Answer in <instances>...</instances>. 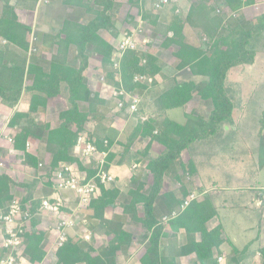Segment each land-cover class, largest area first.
I'll use <instances>...</instances> for the list:
<instances>
[{
  "label": "trees",
  "instance_id": "1",
  "mask_svg": "<svg viewBox=\"0 0 264 264\" xmlns=\"http://www.w3.org/2000/svg\"><path fill=\"white\" fill-rule=\"evenodd\" d=\"M194 1L183 17L173 3L167 25L159 23L158 15L140 14L143 20L149 22L155 34L162 35V49L176 47L172 53L178 60L176 69H187L192 77L200 80L189 78L175 81L158 93L155 100L157 111L148 114L145 120L140 119L145 111L144 106L132 113L137 119L134 127L136 135L148 142L141 150L131 153L129 144L122 145L120 151H113L112 139L101 138L85 129L90 118L97 116V107L106 104V100L97 92H91L87 86L84 74L89 66L87 50L101 57V66L112 88L123 90L128 96L143 97L150 93L157 86L154 78L164 68L156 56V50L147 43L148 48L142 52L127 50L121 53L118 69L112 68L110 59L114 48L99 32L115 31L116 14L118 7H121L117 0H61L64 7L83 9L85 23L63 20L58 32L54 33V50L47 60L30 53L32 25L21 22L17 14L18 11L32 14L39 0H15L13 4L8 0H0V100L10 108L23 95L27 100V111H15L7 124L14 131L10 138L12 146L23 153L22 164L33 170L38 169L39 162L26 152L27 142L35 140L43 143L48 154L46 172L39 177L44 180L41 197L36 189L39 178L17 182L5 173H0V215L7 212L14 199L30 215L21 258L31 264H39L43 260L41 245L45 232L38 228L37 216L41 199L47 198L50 191L53 192L52 174L61 164L68 162L74 163L88 178H93L97 172L94 163L91 168H86L72 154L77 138L82 134L87 136L97 151L107 152L105 171L109 172L112 164L135 166L144 162L147 175L151 176V185L145 191L147 181L131 177L122 191L116 178L108 185L96 179L99 195L91 202L88 228L91 234L98 230L107 243L103 248L94 249L92 244L84 242L79 245L76 238L66 236L62 245L56 249L54 264H117L118 257L131 247L133 238L121 218L114 215L113 211L117 207L127 221L137 223L144 229V247L139 252L138 264H176L175 259L166 250H162L161 240L166 234L169 240L176 239L180 232L185 235L184 250L193 256V264H218L217 260L221 257L219 247L222 244L231 246L234 258L248 253L250 245L242 250L236 249L225 237L220 225L207 227V223L217 215L215 208H204L197 201L198 196L184 209H181V205L192 194L184 178L191 177L195 172L193 158L206 155L205 151L199 153V149L222 131L223 127L233 130V97L225 83L231 69L253 64L256 54L264 51V6L261 14L254 17L250 27L246 28L232 15L218 14L216 9L225 8L228 13H235L252 6L256 0ZM141 2L126 0L125 4L128 10L140 9ZM185 26L198 30V34L205 37L206 41L197 46L188 43L183 37ZM69 47H74L76 51V59L70 63ZM28 52L30 55L26 58ZM26 76L29 80L25 85ZM139 76L149 77L152 82L134 81ZM195 94L209 108L206 117L188 113L184 114L185 121L182 123L162 117L166 111L183 108ZM56 97L64 98L66 104V109L58 115L59 123L56 127H51L49 123H38L31 117V114L43 111L48 100ZM128 105L124 101L123 108L118 111L123 113ZM113 106L116 107L115 104ZM105 140L106 146L103 144ZM152 142L163 147L162 152L155 157L149 154ZM185 151L188 159L184 161L182 155ZM166 177L178 185L176 192L165 189ZM13 189H20L21 192L17 194ZM260 194L264 196V192ZM121 195L124 199L119 202L117 199ZM156 206H159L161 212L158 218L155 214ZM260 209L264 207L260 206ZM62 210L67 212L64 208ZM172 212H176L177 216L166 223L162 222V217H168ZM2 251L7 253L5 248ZM256 253L260 256V264H264V246L258 247ZM234 264L240 263L234 260Z\"/></svg>",
  "mask_w": 264,
  "mask_h": 264
},
{
  "label": "rangeland",
  "instance_id": "2",
  "mask_svg": "<svg viewBox=\"0 0 264 264\" xmlns=\"http://www.w3.org/2000/svg\"><path fill=\"white\" fill-rule=\"evenodd\" d=\"M125 2L126 0H124V4ZM172 3L173 2H170L168 7H171L173 5ZM124 4L121 5L120 10H119L120 7H118L117 11L119 14L118 13L116 14L115 25L117 24V26L119 27V30H120L119 33L121 32V34L123 33V35L125 33L132 34L133 39H135V44L137 46V52H142L145 49H147L148 48L147 44L150 47L153 45L159 46L157 43L163 41V38H159V39L154 38V36L152 35L153 31L152 33H150L152 38H154L153 43L148 42L147 44H145V43L140 42L141 40L139 37H137V35L140 37H143V36L150 37L148 36L149 33L147 34V36H146V33L149 30H152V28L151 26H149L150 24L148 21H144V24H142L141 28L134 26L133 25L134 22L132 21L131 23V19L129 21L128 18L129 17L133 18L132 15H136L135 10H132L130 14L129 10L126 9L127 5L126 4L124 5ZM252 6L253 7L249 9L250 12L248 14L249 16L248 18L250 20L239 21V18H241L242 16L238 17L237 14L232 13V12L229 13V15H232L233 18L237 19V21L241 22V24L244 22L243 24L245 25L243 24L242 25L248 28L251 25V20L254 17H257L259 14H261L263 6H264V0H256L255 4H253ZM168 7H166L165 9H167ZM60 9L63 10L62 13L60 10H55V9L46 10V14L53 18V21H54L53 25L51 24L49 28H44L43 24H41V21H40V23L36 25L37 29L35 27L34 28L35 30H33L32 32L34 40L31 45L32 47L29 50H30V53H35L41 59L43 58H45L46 60L49 59L51 55V51L54 50L52 39L54 38L55 28L57 29L60 28L61 20L64 19L65 16L67 15L63 8H60ZM165 9H163L162 12H164ZM220 10L225 11L226 9L220 8ZM149 13L151 15L152 14L155 15L151 10ZM178 13L180 14L181 17L184 16L183 13L182 14L180 12ZM18 14H19V19H22L23 21L28 22V23H32L31 18L34 13L31 14L29 12L23 13V12L18 11ZM169 17L171 18V12L169 14ZM139 20L143 21V19H139ZM42 29H45V33H47L46 34L47 36L45 37V39H48V40H45V39L41 40L40 35H42ZM100 32L102 33V31ZM106 32L108 33V31H103V34H106ZM196 36H198V40H200L198 41V45H202V43L206 41L205 37H201L199 34H197ZM155 39L158 41L155 42ZM142 46H144L145 49H143ZM172 50H174V48L170 49L171 52L170 51L163 52L162 57L165 60L163 58L162 59L164 60L165 64L160 60V62L165 65L164 66L165 69L162 71V74L160 75L161 77L157 78L159 81L158 83H160L161 86L158 85L150 93L144 94L142 97L143 100L141 101L142 104L140 103L137 107V108H141L142 106H144L145 111H143L142 113L144 117H147L148 114L153 113L154 111H157V108L155 106L156 96H158V93L170 87L174 83V81L183 80L185 78L187 79L193 78L195 81L200 80V78L192 77L189 74L187 69L184 71L181 70L179 72L176 70V65L178 63V60L172 56V53L174 52ZM88 52L90 54V59H91L90 62L88 61V65L90 63L89 73L91 77L95 78L94 80L96 82L91 77L89 78L87 77L86 82L88 81L90 83V81H93L97 83L98 86L96 89L99 91L100 84L103 82L104 85L107 86L110 80L109 78H106V74L103 72V67H101L100 65L101 57L94 54L93 51L91 50ZM30 53L28 52L27 54H25L26 58H29ZM69 55H70L69 61L76 59V51L74 47L70 48ZM76 63L78 64L77 60H76ZM101 71L103 73H101ZM101 76H103L104 80L101 78ZM28 80L29 78L26 76V78L24 79L25 85L28 83ZM88 82H87V86L89 90H91V92H96L97 90L94 89V87H90ZM225 85L233 97L232 98V103H233L232 116L235 119V124L231 126L233 130L230 131L229 129H227V127H223V130L218 132L217 135L213 139H209L208 141H206V144L203 146V148L199 149V153H203L202 151H205L206 155L196 157V161H198L199 159L201 161L200 163L202 164L209 163V162L218 164L214 169L211 168V169L205 170V176H207L205 177V179L208 177L210 179L209 180L210 183H208L207 182L208 180H207L205 183V186H207V184L211 186L212 181H217L219 185L221 186L228 184L231 188L233 186L235 187L238 186L237 187L239 189L238 192L232 189L229 191L222 192L223 199H225V204L231 207L230 208L231 210L228 213L231 214L232 218L230 216L229 222L231 220L238 219L239 220L238 225L246 226V224L249 223V217H250V222L251 224H253L252 226L253 231H254L253 234H256L257 231L264 230V223H263L264 220H262L261 218V217L264 218V216L260 215L257 209V204L255 205V201L252 202L251 200L252 198L256 200V196L254 195H258L259 193L264 192V189L262 191V189L260 188V187H264V51H260L256 54L253 64L242 65V66L231 69L228 72ZM107 89H108L107 91H102L104 94H106L104 96H106V99L108 101H111L110 103L115 104V101L113 100L111 96L112 92L110 88L108 87ZM151 98L153 100L149 101ZM21 100H25V95L21 97ZM49 101H50L49 108L47 109V111H45L46 120H48L51 127H56L57 124L59 123L58 115L61 111L66 109V104H65L64 98L62 97L51 98L48 100V102ZM110 103L108 104L110 105ZM81 108L84 109L85 107L82 105ZM110 108L113 110L111 109L108 110L106 107H104V105L102 106L100 105L97 107V110H96L97 116L95 117L97 119H95L94 121L95 123L92 120L93 118L92 117L90 118V120H92V124L94 125L93 127H95V125H98V124H100L101 127L103 126V122H100L101 116L112 117V115H115L114 112L118 111L116 107L114 108L110 107ZM208 112H209V108L205 104H203L199 100L198 96L195 94L193 99L189 103H187L183 108L166 111L163 113L162 117H168L172 120L182 123L185 121V117L183 114L192 113V114H199V115L206 117L208 115ZM31 117L36 118V116H33V114H31ZM38 123H41V122H38ZM134 123L135 122H132V123L128 121L127 123L124 122L123 124L125 125L124 126L125 130L123 131V134L124 133L130 134V132L133 129ZM123 124L119 120H118V124L116 123L119 129L121 128ZM107 134L111 137H114L112 131H109ZM147 142L148 140L146 141L145 139V140H142V142L140 141L139 145L137 144L132 147H134L133 149H136V148L142 149ZM153 143L154 142H152V144ZM123 146L122 148L119 147V151L123 149ZM160 147L161 146H159L158 143L151 146L149 149V154L150 155L152 154V156H157L158 154L157 152ZM185 156L186 154L184 155V157ZM40 162H42L43 167L38 168L37 169L38 171L36 172V174L40 173L41 175H44V173L46 172L45 167L47 166V160L46 161L40 160ZM143 164L145 165L144 162ZM230 164H236V166L235 165L232 166L234 167V169L232 170L236 174V175L234 174L233 176L234 177L238 176L239 178L238 181L236 180L237 182L236 184H234L235 181L232 177L231 171L226 168V166ZM125 166L126 168H128V171L132 169V166H128V165H125ZM145 172H144V175L141 176V179H144L148 182L147 187L145 189V191H147L151 185V176H148L147 173ZM135 173L136 172H133V175ZM30 180H32V177H30V175L26 173L21 182L30 181ZM165 180L167 181L165 183L166 188L167 189L170 188L176 192L178 185L175 183V181H173L169 177H166ZM40 181L41 183L44 182V180H40ZM184 181L187 183L190 180L185 179ZM122 197L123 196L118 197L117 200L119 202L122 201ZM238 207L244 208L245 211H242ZM86 208H88V213L85 212L83 213V215L85 216L87 215L88 217V215H90L92 211L90 209V206ZM237 209L239 210V213L236 211ZM114 215L121 218V220L125 223L126 229L128 231H131V233L133 234L132 245H135V243H138L139 245H141L143 243L142 238H143V233H144V229L141 227V225L127 221L126 217L121 214L119 207L115 210ZM79 218L81 219L82 217H79ZM239 218H242L243 220L241 221ZM80 219H78V221H80ZM88 223L90 222L88 221ZM78 225L80 228H82L81 226L85 224L84 223L82 224L80 221ZM230 226L231 227H229V229L237 228V226L233 223ZM85 232H86L85 230L84 232L79 230V235L81 234L83 236ZM94 232H98V231L96 230ZM98 235L100 234L97 233V236ZM243 238H245V235L243 236ZM103 241H104V238H102L101 235L98 236L97 242L95 244L96 247H101L104 244ZM143 247L144 246L141 245L140 250H142ZM255 253L256 251H253V253L251 254V258H250L251 260H248V263L251 262L253 258H254L253 260H255L256 258L259 257ZM257 262L258 260L256 261L255 264H257Z\"/></svg>",
  "mask_w": 264,
  "mask_h": 264
},
{
  "label": "crops",
  "instance_id": "3",
  "mask_svg": "<svg viewBox=\"0 0 264 264\" xmlns=\"http://www.w3.org/2000/svg\"><path fill=\"white\" fill-rule=\"evenodd\" d=\"M8 1L10 4H13L15 0H8ZM60 1L61 0H39L38 4L36 6V9L33 12L34 14L32 15V18H31V20H32L31 25H32L33 30H35L34 28L36 27V25H38V23H40V21H41V24H43L44 28H49L51 26V24L53 25V22H54L53 18L46 14V10H48V9L60 10L61 13L63 10L60 8H63L65 10L67 15L65 14L66 15L65 18L61 20V24H62L63 20H65V19L77 21L79 23H85V21H84L85 20L84 19L85 14H84L83 9L64 7L63 5H61ZM152 2H153V0H142V2L140 3V9L138 8V10H137V9L133 8V9L129 10L130 14H131L132 10H135L136 15H132L133 18L129 17L128 20L130 21V19H131V23L133 21L134 26L141 28L142 24H144V21H147V20H143V21L141 20L140 21L139 19H142V18L139 16V14L140 13L150 14L149 12L151 10L150 7H151ZM192 2L195 3L194 0H174L173 3L176 6L177 11L180 12L181 14L183 13L185 16L186 13L188 12ZM117 3L122 5V4H124V0H117ZM171 7H168L167 9H165L164 12H162L158 15L159 23H161L163 25H167L170 22L169 14H170V8ZM252 7L253 6L244 7L242 9L238 10L237 12H235V14H237L238 17L242 16L241 18H239V21L250 20L248 18L249 17L248 14L250 12L249 9ZM120 9H121V7L119 8V10ZM126 9L128 10V8H126ZM19 12H22V11H19ZM17 14H18V12H17ZM18 17H19V14H18ZM117 17H118V15H117ZM19 20L23 23H26L22 19H19ZM243 25H245V24H243ZM36 29H37V27H36ZM119 31H120L119 27L116 24L114 32H112V33L106 32V34H103V31H102V33L99 32V35L114 48V46L122 39V36H123V33L121 34V32L119 33ZM152 31L153 30H149L146 33V36L149 33L148 36H150V37H144V36L140 37L137 35V37H139L141 40L140 42L141 43H148V42L153 43L154 38H156V39L157 38L158 39L163 38L162 35L155 34L154 32L152 34L154 36V38H152V36L150 35V33H152ZM57 32H58V29L55 28V33H57ZM46 34L47 33H45V29H42V35H40L41 40L45 39V37L47 36ZM197 34H198V30L192 29L191 27H187V26H185L183 28L184 39L188 43L195 45V46H197L198 41H200V40H198V36H196ZM168 35L170 36V34H168ZM156 39H155V42L158 41ZM45 40H48V39H45ZM52 41H53V39H52ZM161 42L157 43L159 46L153 45L152 47L154 49H156V56L158 57L159 61L161 60L165 64V62H164L165 59L162 57L163 52L164 51H170V49H172V48H174V50H172V51H175L176 47L171 46L169 49H162L161 48ZM70 48H72V47H69V50H68V60H69V56H70L69 55ZM142 48L145 49L144 46H142ZM88 51L89 50H87V55H88V59L90 62L91 59H90V54ZM51 53H52V51H51ZM47 54H48V52H47ZM97 56H99V55H97ZM112 58H113V56L111 57V59ZM43 59H45V58H43ZM111 59H110V62L112 64L113 61H111ZM72 61H69V63ZM100 65H101V63H100ZM164 69L165 68H163V70ZM184 70H186V69H184ZM184 70H182V71H184ZM177 71L179 72V70H177ZM89 72H90V63H89V67L86 70V73H84L86 79H87V77L88 78L91 77ZM103 72L101 71V73H103ZM161 74H162V72L154 78L155 82L157 83V86L160 85V83H158L159 81L157 78L158 77L160 78ZM189 74H190V72H189ZM91 78L93 80L95 79L94 77H91ZM101 78L104 80L103 76H101ZM186 79L187 78H185L183 80H186ZM176 81L179 82L182 80H176ZM95 82L90 81V83L88 82V84L90 87H94V89H96L98 84ZM108 87L110 89L112 88V86L110 85V82L108 83L107 86L104 85V83L102 82L100 84L99 91L96 89L97 90L96 92L100 95V97L103 100H106V104L104 105V107H106L109 110V109H111L110 107L114 108L113 103H110L111 101H108L106 99V96H104L106 94H104L102 92V91H107ZM137 97H139L140 103H141L143 98L141 96H138V95H137ZM152 100L153 99L151 98L149 101H152ZM49 103H50V101L47 103L46 108L43 111H39V112L33 114V116H36L35 121L42 122V123L43 122L49 123L48 120H46V112H45L49 108ZM108 103H110V105ZM155 106H156V108L158 107V105L156 103H155ZM111 110H113V109H111ZM15 111L26 112L27 111V100H21L20 99L19 102H17L12 108L4 105L0 100V162L2 163V166H0V173L3 172L6 175H8L11 179L18 181V182H21L23 180L24 175L26 173H28L30 175V177H32V179H38L41 175L40 173L36 174V172L38 170H33L27 166H24L22 164L23 153L21 151L15 150L12 147V145L8 142V139L11 138L12 135H14V131L11 130L10 128H8L7 124H8L10 117L12 116V114ZM114 113H115V115H112V117H103V116L100 117V119H101L100 122H103L102 127L100 124L95 125V127H93L94 125L92 124V120L94 122L95 119H97V118H93L92 120H90L89 122L86 123L85 129L87 131L93 133L96 136L97 135L100 136L101 138L105 137V138L112 139L114 142V145L112 148L113 151L119 150L118 149L119 145L122 146V145H126V144H129V146H130L129 151L131 153H133L134 151H137V150H141V149H137V148L133 149L134 147H132V146H135L137 144L139 145L140 141L142 142V140H143L141 137L136 135L135 130H134L137 119L134 118L132 116V114L129 113L127 110H125L123 113L121 112L123 115L119 111L114 112ZM121 116H123L125 119ZM140 119L145 120L146 118L144 117V115H142L140 117ZM118 120L121 121L122 124L124 122L127 123V121L130 123L135 122L133 129L130 132V134H128V133L123 134V131L125 130L124 129L125 125L123 124L121 126V128L119 129L116 125V123L118 124ZM107 129H108V131H107ZM109 131L113 132L114 137H111L107 134ZM123 137H125V138H123ZM27 143L29 144V150L27 152L30 155L36 157L38 159V162H40V160H42V161L47 160L48 154L45 152V145L43 143L37 142L35 140H29ZM155 144H157V143L154 142L151 146H153ZM75 149L76 148L74 147L72 150L73 156L76 157L77 160L83 162L84 165H86V160H82V159H79L77 157V153H76ZM162 150H163V147H160L158 149L157 153L160 154L162 152ZM185 154H186V156L184 157ZM187 154L188 153L186 151L183 153L182 160L185 161L188 159ZM151 156H152V154H151ZM152 157H155V156H152ZM193 161L195 162V168L196 169H195L194 174L191 177L184 178L186 180H188V179L190 180L187 183L185 182V185L189 191H191L192 193H195L198 196L197 201L199 203L203 204L204 208L209 209L211 206L213 208H215L217 215L209 223H207V227L209 228V227H213L216 225H220L223 229V234L225 235V237H227L228 240L230 241L231 245L234 246L238 250H242L245 246L250 245L249 249L247 250L248 253L246 252L243 255L241 254V255L237 256L236 258H234L232 250H231V246L228 244H222L219 247L221 257H219L217 260L218 264H234V260H236V262H238L240 264H250V263L255 264L256 261L258 260L257 264H260V258H259L260 256L257 253H255V254H257V256H259L258 258H256L255 260H253L254 259L253 258L252 261L249 263H248V260H251L250 258H251V254L253 253V251H256L258 249V247L264 246V230H259L256 232V234H253V232H254L253 227H252L253 224H251V222H250V217H249V223H247L246 226L238 225V223H239L238 219L231 220L229 222L231 214H229L228 212H230L231 207L229 205L225 204V199H223L222 192L229 191L231 189L238 192L239 191V189L237 188L238 186H236V187L233 186L232 188L228 184L221 186V185H219V183L217 181H212L211 186L208 184H207V186H205V183L207 180H208L207 182L210 183L209 177L205 179V177H207V176H205V170L211 169V168L214 169L218 164L210 163V162L202 164V163H200L201 161L199 159H198V161H196V157L193 158ZM125 165L126 164L116 166V165L112 164V165H110L109 170H108L109 171L108 173L111 174L112 176H114V178H116L118 180V184H119L122 191L125 189L126 185L129 183L131 177L141 179V176L144 175V172L146 171L143 163L132 166V169L130 171H128V168H126ZM233 165L236 166V164H230V165H227L226 168L231 171L232 177L235 181L234 184H236L237 183L236 180L238 181L239 178H238V176H235V177L233 176L235 174L234 171L232 170V169H234V167H232ZM134 170H136V171H134ZM133 172H136V173L133 175ZM145 173H147V172H145ZM139 174H141V175H139ZM165 179L166 178H164V184L167 182ZM141 180H143V179H141ZM147 183L148 182H146V187H147ZM165 188H166V185H165ZM260 188L262 190L264 189V187H260ZM36 189H37V193L39 194V197H41L42 195H40V193H42V183L40 181V178L38 179V184L36 186ZM166 190H172V189L166 188ZM13 192H15L14 189H13ZM19 192H20V189H16V193L18 194ZM48 196H49L48 198H53V199H54V197H56L52 191L49 192ZM254 196H256V200H254V198H252L251 200H252V202L255 201V205L257 204V209H258V212L260 213V215L264 216V209H262V210L260 209V206L264 207V204H263L264 202L262 201L263 195L259 193L258 195H254ZM57 197L64 204V206H65L64 209H65V211H67L66 213H68V215L75 212L76 216L79 218V217L85 216V215H83V213H85V212L88 213V208H85L86 210L85 209L75 210L77 201L75 200L74 195L71 192H63L61 194H58ZM43 199L44 198H42L41 200H43ZM123 199H124V197H122V200ZM117 208L114 209V212ZM238 208L241 209L242 211H245L244 208H240V207H238ZM236 211L239 213L238 209ZM155 214H156L157 218L161 216L159 206H156ZM37 217L39 219L38 228L45 232L44 240H43L42 245H41V248H42L44 255H43L42 262L39 264H54L56 261V258H55V252H56L55 236H54V232H53L54 218L47 215L44 212H41L40 210L38 212ZM231 218H232V216H231ZM261 218H262V220H264L263 217H261ZM239 219L241 221L243 220L242 218H239ZM78 223H79V221L77 222V225H75L72 229H69L67 231V236H71V237L76 238L77 243L79 245H82L86 241L83 240L81 234L79 235V230L83 231V229L79 227ZM232 223L237 226L236 229H232V228L229 229V227H231L230 225ZM125 228H126V226H125ZM4 229H5L4 224L2 222H0V255H6L7 254V253L2 251V239H3ZM89 232H90V230H89ZM129 232H131V231H129ZM97 233L98 232H94V234L90 233L91 234V240L89 242H87L88 244H92V246H94V249L103 248L107 243V240L105 239V237L101 235V237L104 238V241H103L104 244L101 247H96L95 244L97 242L98 236H100V235L97 236ZM244 235H245V238H243ZM197 237L198 236L196 235V239H197ZM185 244H186L185 235L182 232H180L177 235L176 239L169 240V237L166 234V236L161 240L162 250H166L168 255L175 259L176 264H193V258H192L193 256H190V255L185 253V250H184ZM141 245H143V243ZM141 245H139L138 243H135V245H131V247L129 248V250L125 254H122L118 257L117 264H138V257H139V252L141 251L140 250ZM135 246H137V247H135ZM19 264H31V263H29L26 259L21 258Z\"/></svg>",
  "mask_w": 264,
  "mask_h": 264
},
{
  "label": "built area",
  "instance_id": "4",
  "mask_svg": "<svg viewBox=\"0 0 264 264\" xmlns=\"http://www.w3.org/2000/svg\"><path fill=\"white\" fill-rule=\"evenodd\" d=\"M170 0H153L151 4V11L158 15L163 9L168 7ZM218 14H228L227 11L216 9ZM34 38L32 36L31 45ZM132 50L137 52V46L135 44V39H133L132 34H124L122 39L114 46V53L112 58V68L118 69L120 55L124 51ZM134 81L137 82H152L149 77H135ZM111 90V96L115 101V106L117 110L123 108L124 101L129 103L127 111L129 113H134L140 103V99L137 96H128L123 90ZM8 142L12 145V140L9 138ZM103 144L106 146L107 141L105 140ZM13 147V146H12ZM76 149L77 157L82 160H86V165L84 167L91 168L92 163L97 167V172L93 178H88L84 171H79L74 163H63L60 165L51 177V183L53 187V193L56 197L45 198L41 201L39 210L46 213L47 215L54 218L53 232L55 236V248L57 249L64 242L67 231L72 229L77 225V220L80 219L76 216V213L68 215L62 208H65L61 200L58 199V194L63 192H71L77 201L75 210H82L91 205V202L97 199L99 195V190L97 187L96 179L99 183L103 185H108L114 180V176L109 174L104 170L105 158L107 152L97 151V148L92 144V142L87 138L86 135L82 134L77 138L76 144L74 146ZM29 150V144H26V152ZM0 166L2 163L0 162ZM43 167L42 162L38 163V168ZM197 198L196 194H191L187 200H185L181 209H184L188 203ZM53 201L54 203H52ZM62 207V208H61ZM177 216L176 212H172L168 217H162V222L166 223L169 219ZM30 215L27 211H23L18 200L14 199L10 202L8 210L5 214L0 215V222L5 226L3 239H2V249H7L6 255H0V264H19L20 255L24 249V234L29 225ZM83 232L86 231L82 236L83 240L89 242L91 240V234L88 228L87 215L80 219ZM79 221V222H80Z\"/></svg>",
  "mask_w": 264,
  "mask_h": 264
},
{
  "label": "water",
  "instance_id": "5",
  "mask_svg": "<svg viewBox=\"0 0 264 264\" xmlns=\"http://www.w3.org/2000/svg\"><path fill=\"white\" fill-rule=\"evenodd\" d=\"M264 204V203H263Z\"/></svg>",
  "mask_w": 264,
  "mask_h": 264
}]
</instances>
